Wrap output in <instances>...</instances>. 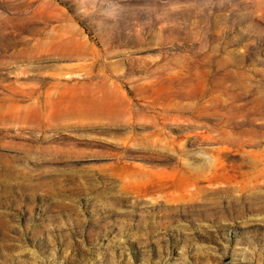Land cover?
Segmentation results:
<instances>
[{
	"label": "rangeland",
	"instance_id": "374dc122",
	"mask_svg": "<svg viewBox=\"0 0 264 264\" xmlns=\"http://www.w3.org/2000/svg\"><path fill=\"white\" fill-rule=\"evenodd\" d=\"M0 264H264V0H0Z\"/></svg>",
	"mask_w": 264,
	"mask_h": 264
},
{
	"label": "bare ground",
	"instance_id": "6f19581e",
	"mask_svg": "<svg viewBox=\"0 0 264 264\" xmlns=\"http://www.w3.org/2000/svg\"><path fill=\"white\" fill-rule=\"evenodd\" d=\"M98 113H99V112H98ZM102 113H103V112H102ZM102 113H101V114H102ZM105 114H106V113H105ZM110 114H111V113H110ZM97 115H99V114H97ZM113 115H114V114H112V118H115V117H113ZM83 116H84V115H83ZM86 116H87V115H86ZM90 116H91V115H90ZM92 116H93V115H92ZM95 116H96V114H95ZM99 116H100V115H99ZM102 116H103V115H102ZM102 116H101V117H102ZM105 116H106V115H105ZM115 116H116V115H115ZM109 117H110V116H109ZM91 118H92V117H91ZM96 118H97V117H96ZM99 118H100V117H99ZM106 119H107V117H106ZM95 120H96V119H95ZM101 120H102V119H101ZM110 120H111V118H110ZM110 120H109V121H110ZM117 120H118V119H117ZM113 121H115V120H113Z\"/></svg>",
	"mask_w": 264,
	"mask_h": 264
}]
</instances>
